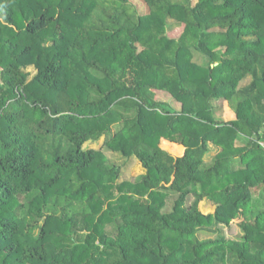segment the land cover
<instances>
[{
	"label": "trees",
	"instance_id": "1",
	"mask_svg": "<svg viewBox=\"0 0 264 264\" xmlns=\"http://www.w3.org/2000/svg\"><path fill=\"white\" fill-rule=\"evenodd\" d=\"M263 191L264 0H0V264H264Z\"/></svg>",
	"mask_w": 264,
	"mask_h": 264
},
{
	"label": "rangeland",
	"instance_id": "2",
	"mask_svg": "<svg viewBox=\"0 0 264 264\" xmlns=\"http://www.w3.org/2000/svg\"><path fill=\"white\" fill-rule=\"evenodd\" d=\"M196 1L197 0H191L192 4H194ZM42 37L45 41H47L49 39V34L46 33ZM26 70L30 71L31 74H34V72H35V69L32 66H28L26 68ZM248 81H249V78H246L245 80H243L239 84V86L247 83ZM157 98L161 99V100L168 101L171 104V106L175 109L180 108V103L177 102L176 100H174V98L171 95H169L168 92H166L164 90H159V92H157ZM213 103L216 105L215 112H214L215 117L225 118V117H230L232 115L229 113V109H228L226 103L222 104L221 101H214ZM107 120L110 123H112L114 121H117V118H116V116L109 115ZM124 136H126V139L129 141L131 138H133L134 134L133 133H131V134L127 133ZM130 141L128 142V144L130 143ZM102 142H103V137H101L97 141L86 142L84 144V146L99 148L101 146ZM210 145L212 146L211 143H210ZM103 152H104L105 158L109 164H114L120 168V180L132 179L133 177H135L136 175H138L144 171L142 166L139 164V162L133 156L126 157L121 152L112 151V150H109L107 148H103ZM172 152L174 154L178 153L177 151L176 152L172 151ZM110 175L111 174L107 175L105 177V179H111ZM174 197H175L174 194L169 195V197L167 198V202H166L164 211L170 210ZM260 197L262 198V200L264 199V191L262 192ZM203 207H204V209H213V205L208 204L207 202L203 203ZM235 231L238 232V228L236 226L223 228L224 235L227 237L236 236ZM210 236L214 237V235H210ZM199 237H201V238L202 237H208V235L206 233L202 232V233H199Z\"/></svg>",
	"mask_w": 264,
	"mask_h": 264
},
{
	"label": "crops",
	"instance_id": "3",
	"mask_svg": "<svg viewBox=\"0 0 264 264\" xmlns=\"http://www.w3.org/2000/svg\"><path fill=\"white\" fill-rule=\"evenodd\" d=\"M165 142V141H164ZM168 148L172 151H177L178 153H176L175 155H181L183 153V147H181L180 145H172V146H168ZM173 153V152H172ZM174 154V153H173ZM238 228V227H237ZM239 228H238V232L235 231V233H239Z\"/></svg>",
	"mask_w": 264,
	"mask_h": 264
}]
</instances>
